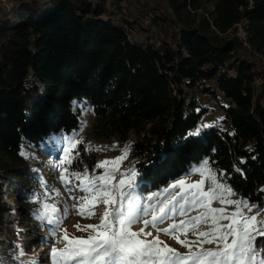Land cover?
Instances as JSON below:
<instances>
[{"label": "trees", "instance_id": "trees-1", "mask_svg": "<svg viewBox=\"0 0 264 264\" xmlns=\"http://www.w3.org/2000/svg\"><path fill=\"white\" fill-rule=\"evenodd\" d=\"M120 1L15 0L9 9L0 2V226L11 190L17 207L26 201L18 215L38 220L29 200L39 190L36 172L22 146L83 130L78 103L94 111L96 140L136 136L130 154L143 191L208 160L239 197L264 206V0H217L213 11L197 0H127L124 17L114 19ZM243 17L251 48L230 34ZM141 22L159 41L130 37L125 27ZM206 93L228 130L193 134ZM86 148L93 147L84 142L72 153L73 170L97 163Z\"/></svg>", "mask_w": 264, "mask_h": 264}, {"label": "snow or ice", "instance_id": "snow-or-ice-1", "mask_svg": "<svg viewBox=\"0 0 264 264\" xmlns=\"http://www.w3.org/2000/svg\"><path fill=\"white\" fill-rule=\"evenodd\" d=\"M199 132L200 128H197L193 134L198 135ZM65 139L66 146L57 164L60 169L58 179L69 193H75L78 189L86 194L82 197L73 194L70 197L83 201L73 206L77 215L93 218L97 215L95 208L99 204H104L105 208L100 213L98 224L74 225L78 231L87 232V237H69L67 229L61 228L63 220L67 217L68 205L65 204V212L60 214L55 204L47 202L54 195H61L60 190L49 185L42 175L36 177L39 191H34L29 197L30 202L36 205L33 216L42 223L54 225L50 230L53 238L59 231L64 233L59 239L50 240L51 264H264V247H260L258 241V238H264V220H258L261 212L253 215L244 213V209L251 213L258 206L250 205L246 200L228 199L227 197L235 193L230 186L217 179L209 167L208 160L192 169L193 173L201 175V180L188 184L186 179H181L170 185L171 188L181 189L182 210L185 205H190L193 209L202 208L204 211L188 220L173 222L167 228H160L158 225L165 218L164 207L158 210L152 204L143 207L137 198L134 202L135 210H132L134 182L138 176L135 168L122 173L123 178L118 183H113L115 173L119 172L120 165L127 159L130 147H125L119 157L99 162L95 167L104 169V172L99 176H90L87 167L83 172L70 171V166L76 156H79L78 152L76 156L72 153L84 142L72 137ZM85 150L98 152L100 148L97 146ZM20 155L28 158L31 154L22 146ZM61 165L66 166L61 168ZM33 171L39 172L38 169ZM73 179L78 183L73 185ZM206 179H211L213 186L208 191H203ZM125 187L128 191L124 190ZM125 198L129 201L127 208ZM148 199H153V196ZM172 199L175 200L176 197L173 196ZM215 200H219L222 205L235 206V211L228 213L226 207L213 208L211 204ZM145 215H151V219H145ZM224 220L229 223H221ZM209 221L211 226L205 231H200L201 223ZM139 223H142L143 227L133 230V225ZM149 226L158 233L169 236L188 251L180 253L161 240L159 235L147 239L153 236L151 231L145 230ZM189 232L196 239L189 240ZM181 235L184 239H181ZM56 243H63L64 247L57 248ZM205 244L215 247L205 248Z\"/></svg>", "mask_w": 264, "mask_h": 264}, {"label": "rangeland", "instance_id": "rangeland-1", "mask_svg": "<svg viewBox=\"0 0 264 264\" xmlns=\"http://www.w3.org/2000/svg\"><path fill=\"white\" fill-rule=\"evenodd\" d=\"M118 0H110V2ZM201 5L204 11H213L217 0H197ZM1 3L6 6L7 9L11 7L15 0H0ZM127 0H121L120 5L121 8H113L116 13L114 14V19H121L124 17V13L128 11L126 7ZM117 5V4H116ZM144 26L140 24L135 25L134 27H130L127 25L125 28L129 32L130 37L137 42H151V41H159V35L153 29H146V22H141ZM258 82L262 81V78L257 79ZM207 85H211V82ZM77 107L82 108V118L85 122V127L83 130L73 135H65L61 134L50 140L49 144L41 143L36 146L27 147L25 150L31 155L27 158L32 165L33 170L38 169L39 172H36L35 178L38 175H42L48 182L49 185L53 186L56 189H59L61 195L53 196L47 202L49 204H55V206L60 210V214L65 212V204L67 207V217L63 220L61 228L67 229L69 237H87V232H81L74 227L77 223L81 226L87 224H98L100 213L103 212L105 205L99 204L98 207L95 208L97 215L93 218H82L77 215L76 208L73 207L78 203H83L82 200H74L70 197L74 194L78 197H82L86 195L83 192H80L78 189L75 193H69L65 187L62 185L61 181L58 179L60 175V169L57 167V164L62 158L63 149L66 146L67 137H72L84 142L89 143L93 148L99 146L100 151H95V155L97 156V163L93 165L91 168H87L89 170L90 176H99L104 172V169L96 168L95 166L104 160H112L116 157H119L122 154V150L125 147H130L131 143L136 139L135 135H131L127 141L121 142L115 138L111 140H96L90 132V128L92 122L94 120V111L89 104L78 103ZM204 109L205 112L202 116V119L198 126L193 130L195 133L197 128H200V132L208 129L209 127H217L221 130H228V123L225 122V116L221 109L220 104L212 97L210 93H206L202 102V106L197 110ZM204 125H210L209 127H203ZM117 146V147H112ZM74 164V162H73ZM200 164L193 165L190 170L184 174L182 177L177 180L171 182L170 184L157 189L151 192H145L140 187V179L142 175L138 173L136 180L134 182L135 186V195L133 196V204L132 210H135V200L138 198L141 206L147 207L148 204H152L156 210L161 207L165 208V218L162 222L159 223L160 228H167L173 222L179 223L181 220H188L190 217L198 215L200 212H203L204 209L197 208L193 209L190 205H185L184 209L180 208V205L183 203L181 199V189L180 188H171L174 182L179 181L181 179H186L188 184L197 182L201 180V175L198 173H193L192 169L199 167ZM66 165H61V168ZM212 172L216 174L217 179H220L217 176L216 171L211 167ZM73 165L70 166V171L83 172L85 168L80 170H73ZM134 167V161L129 152L126 160L122 162L120 165L119 172L115 173V179L113 183H118V181L123 178L122 173H127L130 169ZM137 171V170H136ZM223 183L222 181H220ZM78 183L75 179H73V185ZM99 183V182H98ZM225 184V183H224ZM38 186V185H37ZM212 182L211 179H206L203 185V191H208L211 188ZM72 187V185H69ZM39 188V187H38ZM12 189L7 187L3 189ZM125 191H128V188L125 187ZM167 190V191H166ZM39 191V190H38ZM191 191V190H189ZM235 195L227 197L232 200H244L239 197L236 192L233 190ZM5 193V192H4ZM16 195V191L11 190V194H4L3 199L11 206V208L4 214L5 222L2 226H0V264H8L10 260L13 261V264H51L50 253L49 250L52 247V243H50L51 239H59L63 236V231L57 232L56 236L53 238L51 229L54 227L52 224L42 223L40 220L36 221H26L24 216H19V209H26V201L22 200L20 205L17 207V203L14 202L12 196ZM153 196V199L149 200L148 197ZM175 196L176 199L173 200L172 197ZM119 198V197H118ZM125 206L126 208L129 206V201L125 198ZM211 206L213 208L226 207L227 212L231 213L235 211V206H226L222 205L219 200H215L212 202ZM36 207V205H35ZM264 209L263 207H257L253 209L250 213L247 209H244L245 215H253L256 212L260 211L261 214L258 216V220H264ZM87 210V209H86ZM184 213H187L186 215ZM145 219H151V215H145ZM223 224L229 223V221L224 220L221 221ZM211 226V221L208 223H201L199 230L205 231ZM143 227L142 223L133 225V230H139V228ZM146 231H151L153 233L152 237H147V239H152L154 236L159 235L160 239L167 243L169 246L176 248L180 253H186L188 249L182 247L175 240L171 239L169 236L158 233L155 229L149 226ZM189 240H194L196 237L189 232L188 237ZM181 239H184V236L181 235ZM31 242V243H30ZM27 243L28 246H27ZM55 247L62 248L64 247L63 243H56ZM205 248H214L215 245L205 244ZM22 250V251H21ZM195 250V249H194Z\"/></svg>", "mask_w": 264, "mask_h": 264}, {"label": "built area", "instance_id": "built-area-1", "mask_svg": "<svg viewBox=\"0 0 264 264\" xmlns=\"http://www.w3.org/2000/svg\"><path fill=\"white\" fill-rule=\"evenodd\" d=\"M213 28L217 30V28L215 26H213ZM248 28H249V19L247 17H243V19L235 25L234 30L232 32H230V34H233L236 37H238L244 46L251 48L250 42L248 39V37H249ZM217 32L220 35H223V33H221L219 30H217ZM203 82H206V80L203 79Z\"/></svg>", "mask_w": 264, "mask_h": 264}]
</instances>
